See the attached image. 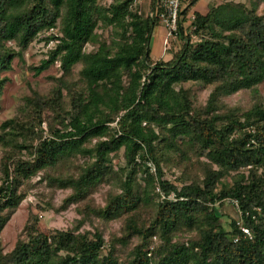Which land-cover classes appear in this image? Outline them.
Wrapping results in <instances>:
<instances>
[{
  "label": "trees",
  "instance_id": "16d2710c",
  "mask_svg": "<svg viewBox=\"0 0 264 264\" xmlns=\"http://www.w3.org/2000/svg\"><path fill=\"white\" fill-rule=\"evenodd\" d=\"M263 1L193 11L164 59L151 55L153 0H0V96L43 32L57 30L44 38L54 47L30 69L59 66L0 124V233L38 184L68 191L57 210L79 216L43 231L33 215L12 250L0 240V264H264ZM224 200L240 225L222 224Z\"/></svg>",
  "mask_w": 264,
  "mask_h": 264
},
{
  "label": "rangeland",
  "instance_id": "374dc122",
  "mask_svg": "<svg viewBox=\"0 0 264 264\" xmlns=\"http://www.w3.org/2000/svg\"><path fill=\"white\" fill-rule=\"evenodd\" d=\"M223 1L225 0H199L191 8V11H199L203 13L206 12L212 5L219 4ZM235 1L249 3V0ZM258 11L259 13L264 14V1L260 3ZM157 30L158 27H155L152 32L153 34L150 40L151 54L154 52L155 47H157L156 40L154 39ZM50 32H57V30L54 29ZM50 32H43L40 34L25 50H23L22 59L19 60L18 58H15L13 61L12 70L5 73L7 76H9L10 81L5 85L0 96V124L13 115L18 96L23 95L25 92H27L28 88L35 87L36 85L46 88L48 86V76L59 74V66L57 64L50 65L38 76H34L33 71L30 69V66H38L41 60L46 59L48 57V51L54 47L55 42L51 40L45 42L44 40L45 36H47ZM174 41L177 45L178 39L174 38L167 47V53H163L164 59L170 57L169 51L170 47L174 44ZM8 44L14 46V42H9ZM159 49L161 50V45L159 46ZM259 89L261 92H264V80L259 85ZM197 96L199 100L204 101L207 97V91H198ZM244 99L245 98H243L241 94H233L224 98V100L230 105L240 102L243 103ZM43 127L46 130L45 122L43 123ZM111 160L113 164H122L124 161L123 149L117 153H113ZM245 170H247V168L243 169V171ZM176 176L177 173H175V177ZM166 177L173 182L175 180L174 175L169 174V172L167 173ZM39 178L40 176H36L33 179V182L37 183ZM175 183L177 184L178 182L175 181ZM105 190L106 188L102 187L94 195L97 202L102 201L101 194ZM67 194L68 191L60 189L56 190L55 192H51L42 184H38L37 186L33 187L29 191L27 197L20 203L16 211L12 214L0 233L2 252H9L13 249L17 240L23 239L25 237V233L23 232L24 227L29 221H31L33 215L37 216V226L40 230H65L67 228H71L73 226L74 220L79 217L76 213L75 205H70L65 210H57V208H59V206L62 204L63 198ZM42 200L50 201V205L47 206ZM39 205H42L43 207L40 208ZM215 206H217L218 210L220 211L221 222L226 228H229V222L232 220H236L238 225H240V211L238 210L235 203H232L229 200H224L220 203H216ZM84 228L90 229V226L86 223L81 227L80 230H83ZM119 228V222L109 223L104 228V239L107 241L110 234L118 233ZM153 241L156 242V238H153Z\"/></svg>",
  "mask_w": 264,
  "mask_h": 264
},
{
  "label": "built area",
  "instance_id": "2783aa9c",
  "mask_svg": "<svg viewBox=\"0 0 264 264\" xmlns=\"http://www.w3.org/2000/svg\"><path fill=\"white\" fill-rule=\"evenodd\" d=\"M190 0H153L150 16L157 19L159 25L165 29L163 40L164 51H167L169 43L177 38L181 31L193 29L191 22L194 19L193 11L189 10L182 21V12L185 10ZM242 230L249 234L247 229Z\"/></svg>",
  "mask_w": 264,
  "mask_h": 264
},
{
  "label": "crops",
  "instance_id": "0c3cea01",
  "mask_svg": "<svg viewBox=\"0 0 264 264\" xmlns=\"http://www.w3.org/2000/svg\"><path fill=\"white\" fill-rule=\"evenodd\" d=\"M203 13H205V12H203ZM155 27H158V30H157V32L155 34L156 36L154 37V39L156 40L157 47H155L154 52H152L151 55H152L153 58H160V57H163V53H167L166 51H164V46H163L165 29H164L163 26H161L159 24L156 25ZM152 32H153V30H152ZM152 34L153 33H151L150 40L152 38ZM160 45H161V50L159 49Z\"/></svg>",
  "mask_w": 264,
  "mask_h": 264
}]
</instances>
